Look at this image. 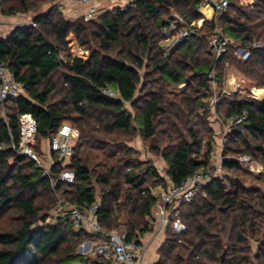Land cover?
<instances>
[{
    "label": "trees",
    "instance_id": "1",
    "mask_svg": "<svg viewBox=\"0 0 264 264\" xmlns=\"http://www.w3.org/2000/svg\"><path fill=\"white\" fill-rule=\"evenodd\" d=\"M54 1L0 0L4 15L34 14V26L17 27L9 40L0 41V61L14 73L23 92L5 102L6 124L0 112V264H113L78 255L77 245L95 235L75 229L69 217L49 222L50 211L58 199L80 209L98 202L97 223L103 230L120 231L123 225L127 240L137 243L141 234L150 232L149 219L158 200L152 188H165L166 180L151 161L137 162L127 142L138 134L150 153L161 156L174 186L210 166L215 137L204 102L210 92L208 73L215 69L221 92L227 62L253 86L264 89V0H253L248 10L228 0L224 14L203 21L170 53L160 48L166 41L162 28L173 20L172 12L184 26L195 28L203 19L196 10L202 0H136L125 11L115 8L89 21H67L54 7L43 9ZM217 26L231 40L219 61L205 34ZM69 38L80 50L70 51ZM238 47L249 51L247 60L235 55ZM106 84L117 99L102 94ZM181 84L185 89L179 94L168 91ZM215 111L224 118L245 111L247 120L226 136L221 177L178 207L186 231L178 235L167 227L156 264H252L250 239L260 245L256 264H264V194L240 179L251 174L235 160L248 155L264 163V100L223 94ZM21 114L36 120L39 155L41 143L62 124L77 131L67 166L74 172L73 184L52 186L31 159L11 149L20 139ZM183 120L191 122L186 131ZM163 142L168 145L159 151ZM84 151L95 153L97 162L89 154L83 156ZM62 170L55 162L51 174ZM251 178L264 187V178ZM12 215L15 224L2 227L1 221Z\"/></svg>",
    "mask_w": 264,
    "mask_h": 264
},
{
    "label": "built area",
    "instance_id": "2",
    "mask_svg": "<svg viewBox=\"0 0 264 264\" xmlns=\"http://www.w3.org/2000/svg\"><path fill=\"white\" fill-rule=\"evenodd\" d=\"M136 0H121L117 5L120 11H125L127 8L134 6ZM83 5L87 6V9L82 14L81 18L85 21L93 20L98 15V9L91 3V0H79ZM228 0H202L201 4L198 5L197 11L202 13V9L210 7L214 15L224 14L228 9ZM57 10L62 9L61 3H54ZM173 20L169 22L167 26L162 28V35L166 37V45H161V50L170 53L174 51L178 46L184 43L191 34L198 30L202 22L201 20L197 23L195 28H188L184 26L183 19L173 14ZM231 40L227 34L215 29L214 35L210 38V49L213 53L214 60L219 61L223 56L228 53ZM253 47H261L260 44L254 43ZM235 55L242 61L249 58V51L238 47L235 50ZM228 67V63H225ZM227 75L225 79V88L219 92L218 82L216 77L215 69L213 68L208 73L209 88L210 92L205 97L204 102L209 104L213 109V115L217 121L223 127V136L219 142V149L221 151L220 157L218 158V167H205L196 171L194 174L188 176L180 185H170L166 190L162 191L157 195L156 207L158 208L159 215L167 223L171 221V229L175 234H183L186 231V225L181 220L178 207L182 203H190L196 196L204 192V188L210 184L216 178L221 177L222 173L219 172L222 162V150L226 143V136L230 132L231 128L244 123L247 120V113L245 111L238 115H234L221 121L216 116L215 106L218 102L219 95L223 94H235L239 93L243 95L245 91L243 83L234 77L233 75ZM226 84L232 86V92L226 90ZM259 91H262L258 94ZM23 94L21 84L16 80L13 72H11L1 61H0V112L4 118V104L8 100H14L19 98ZM102 94L109 99H117L116 92L109 86L105 85L102 89ZM246 97L262 101L264 100V92L259 89L250 90V94ZM199 112L204 113V108H200ZM4 123L7 121L4 118ZM18 126L20 139L17 144L12 143L11 149L16 151L19 155L26 156L31 159L35 165L42 171L43 177H48L52 186L59 183L73 184L75 175L72 170L67 168L69 166L73 146L77 140V131L67 123L62 124L56 133L48 140L49 154H38L35 151L36 147V134H37V123L36 120L30 114H21L18 117ZM55 157V160L53 157ZM226 160H230L227 158ZM235 160L245 167H249L253 170L252 164L254 161L248 155H240ZM60 163L63 170L57 175L52 176L51 167L54 163ZM98 202L91 205H86L83 208H77L74 205H69L67 215L70 218L72 225L75 229H85L90 234L95 235V238H99L100 241L93 244L92 253L94 256L101 257L105 260L111 261L113 264H142L143 249L136 241H128L127 233L124 230L107 232L100 228L97 223L96 213L98 210ZM85 244L82 246L84 247Z\"/></svg>",
    "mask_w": 264,
    "mask_h": 264
},
{
    "label": "rangeland",
    "instance_id": "3",
    "mask_svg": "<svg viewBox=\"0 0 264 264\" xmlns=\"http://www.w3.org/2000/svg\"><path fill=\"white\" fill-rule=\"evenodd\" d=\"M253 0H236V4L237 6L239 7H242L244 9H249L251 4H252ZM54 7V5H52V3H47L46 5L43 6V9H47V8H50V7ZM115 8H117L116 6L115 7H112L111 9H108L106 10V8H103V9H98V16L102 15L103 13L107 12V11H111V10H114ZM198 8V6H197ZM56 9V8H55ZM197 10V9H196ZM203 11V10H202ZM211 12V10L209 9V13ZM173 14H177L175 12H172L171 16H173ZM201 14V13H200ZM178 15V14H177ZM96 17V18H97ZM202 17L205 18V15H202ZM209 17V15H208ZM218 15H214L211 20H213L214 18L215 19H218ZM211 20H207L208 22L211 21ZM206 21V20H205ZM203 23V22H202ZM218 24V23H217ZM197 25V24H196ZM219 26V25H218ZM216 27L218 28L219 30H221L219 27ZM214 28L213 30H211L210 32H208L207 30H205V34L207 35V42H208V46L209 45V42H210V38L212 37V35H214L215 33V29ZM167 43L164 42L162 45H166ZM68 46H69V49L72 53H74V51H77V50H80L76 40L74 38H69L68 40ZM146 63V61H145ZM224 68H225V79L227 77V75H230V77H232L231 75H233L234 77H236L237 79H239L242 83H243V88H244V92H243V95L242 96H245L250 94V90L252 89H258L256 88L255 86H253V84H251V82L244 76L240 75L234 68L232 65H230L228 63V67L224 65ZM185 89V84H181L179 86H170L168 88V91L171 93V94H179L182 90ZM259 90H263L264 92V89H259ZM139 92V90H138ZM206 105L209 107V112H208V126L209 128H211V130L213 131V134H214V145L212 147V151H211V161H210V166L212 167H218V158L220 157V149H219V142L221 141L222 139V136H223V127L222 125L217 121V119L215 118V116L213 115V109L209 106V104L206 103ZM199 115H202L199 111H198ZM217 114V113H216ZM219 117V119L221 121H224L226 118H224L223 116L221 115H216ZM181 128L183 130H187V128H189V126H191V122L188 123L186 120H183L181 122ZM78 137V136H77ZM48 141H44L43 144H47ZM128 146L132 147L136 154L134 155V159L139 162L140 164H145V162H148V161H151L153 166L155 167V169L158 171V173L160 174V176L162 178H164V180H166V186L165 188H163L164 190L167 189L168 186L171 185L170 181L168 180L167 176H166V171H167V166L165 164V162L162 160L161 156L158 154V155H154L152 153H150V151L147 149V146L143 144V141L141 140L140 136L138 134H136L134 137H132L128 142H127ZM160 146H159V151H162L163 148L166 146V144L168 145V143L166 142V144L163 142V143H159ZM204 152H205V148H204ZM87 154H89V156H91L93 159H94V164L95 162H97L98 159H95V156L96 154L95 153H88V151H84L83 153V156H87ZM253 166V170H250L249 167H245V166H241L242 167V170L248 174H251L252 177H261V178H264V163L263 162H255L252 164ZM221 168L218 169L220 173L223 172L222 170V166H220ZM251 176H248V175H245L243 177H240V179L247 185V186H250L251 187H255V188H258L261 190V192L264 194V187H263V183H260V182H257L254 178H251ZM250 177V178H249ZM225 186H226V189H228L230 186L225 182ZM96 188H98L96 186ZM160 188L159 186H156V187H153L152 188V193L153 195L157 196L160 192L158 191ZM99 196V195H98ZM68 207H69V204H67L66 202L58 199V203H57V206L55 208H53L51 211H50V219H49V222H52L54 221L58 216H61V217H68L67 215V210H68ZM14 216L16 215H12L11 218L10 217H6L4 220L1 221V226L2 227H6V228H9L10 226L14 225L16 220L12 219V218H15ZM171 221L172 220H169L166 225L167 227H171ZM118 228H120V230H123L124 227L123 225H120ZM167 229V228H166ZM262 230H264V226L262 227ZM98 241L92 237V238H89L85 241H82L80 242L78 245H77V248H76V253L78 255H81V256H84L85 258H90V259H93L95 256L94 254L92 253V247H93V244L97 243ZM85 244L84 247H82L83 245ZM248 246H249V250H250V259H251V263L252 264H256L257 262V255L259 253V250H260V245L258 242H255L253 240L250 239V241L248 242Z\"/></svg>",
    "mask_w": 264,
    "mask_h": 264
},
{
    "label": "crops",
    "instance_id": "4",
    "mask_svg": "<svg viewBox=\"0 0 264 264\" xmlns=\"http://www.w3.org/2000/svg\"><path fill=\"white\" fill-rule=\"evenodd\" d=\"M120 1L121 0H91V3L96 6L97 9L106 8V10H108L112 7H117ZM57 2L62 4V9L58 11L61 12L64 19L67 21L81 18L82 14L87 9V6L81 4L79 0H56L52 3V5ZM208 14L209 17H203V21L211 20L214 16L212 10ZM33 17L34 14L32 13L4 15L0 10V41L9 40L17 27L28 28L30 26H34ZM40 151L42 154H49L48 143L43 144L42 142ZM158 189L159 192L162 191V188ZM149 220L152 225V230L150 232L143 233L138 237V243L143 249L142 264L157 263L159 259L158 250L165 240L167 228V225L159 215L158 208L156 206L153 207ZM95 239L100 241L98 237Z\"/></svg>",
    "mask_w": 264,
    "mask_h": 264
},
{
    "label": "bare ground",
    "instance_id": "5",
    "mask_svg": "<svg viewBox=\"0 0 264 264\" xmlns=\"http://www.w3.org/2000/svg\"><path fill=\"white\" fill-rule=\"evenodd\" d=\"M209 9L211 10V8L210 7H205V8H203L202 10V12H203V14L205 15V17H207L209 14ZM201 22H203V20H201ZM262 91H259L258 92V94H260Z\"/></svg>",
    "mask_w": 264,
    "mask_h": 264
},
{
    "label": "water",
    "instance_id": "6",
    "mask_svg": "<svg viewBox=\"0 0 264 264\" xmlns=\"http://www.w3.org/2000/svg\"><path fill=\"white\" fill-rule=\"evenodd\" d=\"M226 90L228 92H232V86L230 84H226Z\"/></svg>",
    "mask_w": 264,
    "mask_h": 264
}]
</instances>
